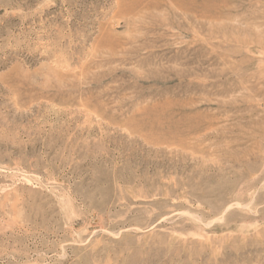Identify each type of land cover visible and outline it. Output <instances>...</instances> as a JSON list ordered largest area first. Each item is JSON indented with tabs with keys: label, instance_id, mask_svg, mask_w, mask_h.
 <instances>
[{
	"label": "rangeland",
	"instance_id": "374dc122",
	"mask_svg": "<svg viewBox=\"0 0 264 264\" xmlns=\"http://www.w3.org/2000/svg\"><path fill=\"white\" fill-rule=\"evenodd\" d=\"M0 264H264V0H0Z\"/></svg>",
	"mask_w": 264,
	"mask_h": 264
}]
</instances>
